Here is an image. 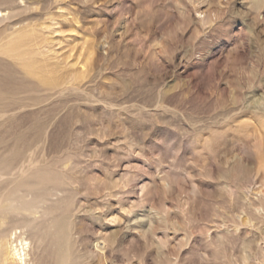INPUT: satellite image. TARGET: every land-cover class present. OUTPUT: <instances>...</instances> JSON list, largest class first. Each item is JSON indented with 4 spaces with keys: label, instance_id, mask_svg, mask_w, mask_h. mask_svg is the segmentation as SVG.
Segmentation results:
<instances>
[{
    "label": "rangeland",
    "instance_id": "1",
    "mask_svg": "<svg viewBox=\"0 0 264 264\" xmlns=\"http://www.w3.org/2000/svg\"><path fill=\"white\" fill-rule=\"evenodd\" d=\"M18 2L49 62L85 78L0 153L68 169L81 260L263 264L264 0Z\"/></svg>",
    "mask_w": 264,
    "mask_h": 264
},
{
    "label": "bare ground",
    "instance_id": "2",
    "mask_svg": "<svg viewBox=\"0 0 264 264\" xmlns=\"http://www.w3.org/2000/svg\"><path fill=\"white\" fill-rule=\"evenodd\" d=\"M24 5L0 0V139L20 137L10 124L24 111L52 104L66 93L63 83L85 78L84 72L63 75L70 61L49 62L54 51L40 37L42 27L24 23L22 15L30 9ZM13 145L0 153V264H90L81 260L74 238L70 211L77 193L72 176L63 172L68 169L51 167L30 146L20 151ZM34 240L38 246L47 242L38 256Z\"/></svg>",
    "mask_w": 264,
    "mask_h": 264
}]
</instances>
